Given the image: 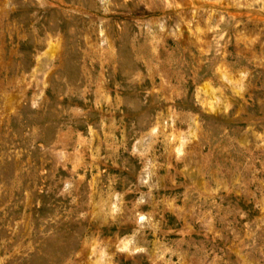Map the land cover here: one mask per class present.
<instances>
[{
	"label": "rangeland",
	"instance_id": "374dc122",
	"mask_svg": "<svg viewBox=\"0 0 264 264\" xmlns=\"http://www.w3.org/2000/svg\"><path fill=\"white\" fill-rule=\"evenodd\" d=\"M0 264H264V0H0Z\"/></svg>",
	"mask_w": 264,
	"mask_h": 264
}]
</instances>
